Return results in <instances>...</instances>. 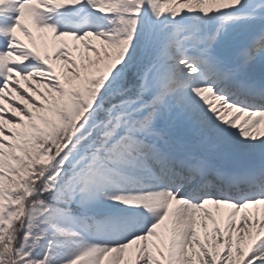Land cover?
I'll return each mask as SVG.
<instances>
[{
    "label": "snow or ice",
    "instance_id": "snow-or-ice-1",
    "mask_svg": "<svg viewBox=\"0 0 264 264\" xmlns=\"http://www.w3.org/2000/svg\"><path fill=\"white\" fill-rule=\"evenodd\" d=\"M0 264H264V0H0Z\"/></svg>",
    "mask_w": 264,
    "mask_h": 264
}]
</instances>
